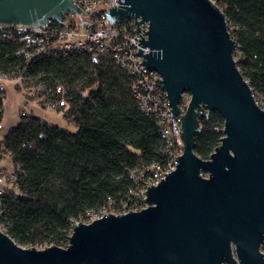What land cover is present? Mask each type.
Returning a JSON list of instances; mask_svg holds the SVG:
<instances>
[{"label": "water", "instance_id": "95a60500", "mask_svg": "<svg viewBox=\"0 0 264 264\" xmlns=\"http://www.w3.org/2000/svg\"><path fill=\"white\" fill-rule=\"evenodd\" d=\"M118 2L108 21L132 18L136 32L147 22L137 44L148 52H137L180 115L182 153L143 191L145 207L73 223L64 247H24L0 229V264H264V108L238 69L223 11L212 0ZM67 12L85 13L73 0H0L3 25L43 27ZM211 110L222 136L202 159L195 135Z\"/></svg>", "mask_w": 264, "mask_h": 264}, {"label": "trees", "instance_id": "16d2710c", "mask_svg": "<svg viewBox=\"0 0 264 264\" xmlns=\"http://www.w3.org/2000/svg\"><path fill=\"white\" fill-rule=\"evenodd\" d=\"M212 1L236 42L238 69L263 106L264 0ZM17 48L0 39V75L20 79L21 84L11 82L25 103L53 106L77 130L21 112L0 137V158H11L15 174L13 181L4 178L1 189L0 229L24 247H64L72 224L85 221L87 213L131 207L142 170L165 163L162 126L140 109L129 75L109 55L99 63L88 53L41 52L26 60L16 55ZM199 122L194 152L206 159L219 144L223 118L211 110Z\"/></svg>", "mask_w": 264, "mask_h": 264}, {"label": "built area", "instance_id": "2783aa9c", "mask_svg": "<svg viewBox=\"0 0 264 264\" xmlns=\"http://www.w3.org/2000/svg\"><path fill=\"white\" fill-rule=\"evenodd\" d=\"M73 2L85 12L83 15L67 12L63 22L47 19L46 26L43 27L0 24V39L18 44L16 55L26 60L41 52H50L57 56L88 53L93 62L99 63L103 55H109L112 61L129 75L131 92L138 101L140 109L147 115L157 118L162 126L161 133L167 151L165 163H155L151 169L142 170L140 185L137 190L132 191L130 208L124 206L121 210H116L103 206L96 212L87 213V219L83 222L88 223L104 214L118 215L145 207L143 191L151 184L156 185L165 173L175 168V156L180 155L183 148L180 140V115L171 117L172 113L159 74L140 63L142 56L137 52V47L142 49L143 53L148 52V48H142L137 44L138 33L144 35L147 22L140 25V32H136L132 18L124 17L119 21H108L106 12L114 5L118 7V0H73ZM0 80L16 81L21 84L20 79L12 80L2 75ZM189 99V93L182 94L180 109L183 104L186 107ZM261 107L264 108V105ZM49 108L53 109V106ZM200 175L206 177L203 172ZM6 176L12 181L15 179L14 172H1L0 182H4Z\"/></svg>", "mask_w": 264, "mask_h": 264}, {"label": "rangeland", "instance_id": "374dc122", "mask_svg": "<svg viewBox=\"0 0 264 264\" xmlns=\"http://www.w3.org/2000/svg\"><path fill=\"white\" fill-rule=\"evenodd\" d=\"M3 86L6 89V100L4 102L3 108V121L0 127V137L5 134L9 126L12 124L11 122L13 118H16L18 116V111H22V109L28 113L37 115L48 122L66 128L72 132H75L77 130V127L75 125L68 123L63 118L61 112L47 107L46 104L44 107L40 106L38 103H25L24 98L20 93L17 92L18 90H15L12 82L3 83ZM181 108V111L183 112L185 110V105L183 104ZM260 250L262 253H264V244H262Z\"/></svg>", "mask_w": 264, "mask_h": 264}, {"label": "crops", "instance_id": "0c3cea01", "mask_svg": "<svg viewBox=\"0 0 264 264\" xmlns=\"http://www.w3.org/2000/svg\"><path fill=\"white\" fill-rule=\"evenodd\" d=\"M30 104H32V103H30ZM19 112L21 113V112H26V111H24L23 109H22V111L19 110L18 111V116L16 118H13V120L11 122L12 124L9 126V128L17 124V122L19 120V115H20ZM2 121H3V119H2ZM1 170L3 172H7V173L13 172V166H12L11 158L8 155H5V156L0 158V171ZM3 186H4V183L0 182V189H2Z\"/></svg>", "mask_w": 264, "mask_h": 264}]
</instances>
